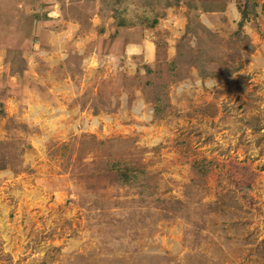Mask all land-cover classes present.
Instances as JSON below:
<instances>
[{"label": "rangeland", "instance_id": "374dc122", "mask_svg": "<svg viewBox=\"0 0 264 264\" xmlns=\"http://www.w3.org/2000/svg\"><path fill=\"white\" fill-rule=\"evenodd\" d=\"M0 264H264V0H0Z\"/></svg>", "mask_w": 264, "mask_h": 264}, {"label": "crops", "instance_id": "0c3cea01", "mask_svg": "<svg viewBox=\"0 0 264 264\" xmlns=\"http://www.w3.org/2000/svg\"><path fill=\"white\" fill-rule=\"evenodd\" d=\"M131 38L135 41V40H137L138 39V33L136 32V34H135V36H133L132 34H131ZM141 39V38H140ZM138 41L139 42H136L135 44H136V48H134V50L135 51H139V52H141L142 51V53H144L145 55H146V57H150L151 58V56L153 57V55L155 54V49H154V47H153V44H149V42L147 43V42H144L143 40H139L138 39ZM149 45L151 46L150 48H149ZM155 46V45H154Z\"/></svg>", "mask_w": 264, "mask_h": 264}]
</instances>
